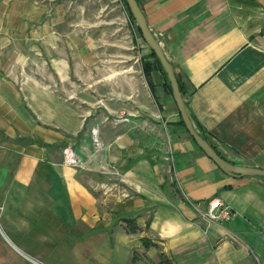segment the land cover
<instances>
[{
	"label": "crops",
	"instance_id": "crops-1",
	"mask_svg": "<svg viewBox=\"0 0 264 264\" xmlns=\"http://www.w3.org/2000/svg\"><path fill=\"white\" fill-rule=\"evenodd\" d=\"M137 2L199 131L230 163L264 170V0ZM1 70V217L47 249L42 264H130L142 237L173 264H264V180L228 176L202 152L158 67L150 87L143 76L105 97L94 84L95 106L78 109ZM213 198L232 210L227 223L201 219Z\"/></svg>",
	"mask_w": 264,
	"mask_h": 264
},
{
	"label": "rangeland",
	"instance_id": "rangeland-1",
	"mask_svg": "<svg viewBox=\"0 0 264 264\" xmlns=\"http://www.w3.org/2000/svg\"><path fill=\"white\" fill-rule=\"evenodd\" d=\"M148 48L120 0H0L2 75L39 84L42 96L51 93L57 102L71 98L77 109L95 106L94 84L104 85L105 97L111 84H121L120 93H127V84H145L141 62ZM16 220L3 219L0 211V264H42L47 249ZM8 236L26 248H16ZM150 250L140 252L136 264H158L166 255L158 243Z\"/></svg>",
	"mask_w": 264,
	"mask_h": 264
},
{
	"label": "water",
	"instance_id": "water-1",
	"mask_svg": "<svg viewBox=\"0 0 264 264\" xmlns=\"http://www.w3.org/2000/svg\"><path fill=\"white\" fill-rule=\"evenodd\" d=\"M127 7L130 11L132 18L138 29L140 30L143 41L149 49L155 54L160 65L166 74L171 88L172 98L176 104V108L181 117L184 127L190 137L194 140L196 145L202 152L225 174L231 177H257L264 179V170L251 166L235 165L224 159L218 152L211 146L207 139L195 127L191 120L185 105L184 97L179 89L178 81L172 64L165 57L161 48L159 39L155 37L146 23V19L136 0H125Z\"/></svg>",
	"mask_w": 264,
	"mask_h": 264
},
{
	"label": "trees",
	"instance_id": "trees-1",
	"mask_svg": "<svg viewBox=\"0 0 264 264\" xmlns=\"http://www.w3.org/2000/svg\"><path fill=\"white\" fill-rule=\"evenodd\" d=\"M120 1H121V2L124 4V6H125V9H126L127 14H128V18H129V20H130L131 25L133 26V29L135 30L136 34L142 39V36H141L140 30H139L138 27L136 26V24H135V22H134V19L132 18L131 14H130V11H129L128 7H127V4H126L125 0H120ZM136 1H137V0H136ZM137 3H138V2H137ZM147 57H152V58H153V60H154V65H153V63H151V62H149L148 60H146ZM154 66L158 67L159 70H160V71L162 72V74L164 75L165 80H166V83H167V86H168V89H169V91L171 92L170 84H169V82H168V79H167V77H166V74L164 73V71H163V69H162V67H161V65H160V62L158 61L157 57H156L155 54L150 50V54H149V56H142V62H141L142 73H143V76H144V78H145L147 84L149 85V87H150L151 84H152L151 81H150V72L152 71V69H153ZM175 76H176V74H175ZM176 78H177V81H178L179 89H180V91H181V93H182V95H183V97H184L185 94H186V91H185V89L183 88V86H182V84L180 83V81H179V79H178L177 76H176ZM179 117H180V115H179ZM191 120H192V118H191ZM192 121H193V120H192ZM193 123H194V122H193ZM180 124H182V125L184 126V123L182 122L181 117H180ZM194 124H195V127H196L198 130H200L199 127H198V125H197L196 123H194ZM184 128H185V127H184ZM201 134L204 136V134H203L202 132H201ZM204 137H205V136H204ZM205 138H206V137H205ZM206 139H207V138H206ZM207 141H208V140H207ZM43 145L46 146V147H50V146L47 145V144H43ZM260 179H261V178H260ZM262 180H264V179H262ZM165 184H166V181H165V183L161 186V188H164ZM170 185H171V186H174V183L171 182ZM122 222L124 223V230H125V232H127V233L134 234V233H137V232L140 230V228H139L138 225L136 224V220H135L134 218H123V219H122ZM147 226H148V224H146V227H147ZM140 242H141V247H142L143 251H147V250L150 249V247H153V246H156V245H157V243H156L154 240H152V239H150V238H147V237H142V238L140 239ZM139 253H140V251H138V250H133V251H132L130 264H136L137 257H138V255H139ZM158 264H173V263H172V260H171L169 257H167L166 255H164L163 253H161V254H160V258H159V262H158Z\"/></svg>",
	"mask_w": 264,
	"mask_h": 264
},
{
	"label": "built area",
	"instance_id": "built-area-1",
	"mask_svg": "<svg viewBox=\"0 0 264 264\" xmlns=\"http://www.w3.org/2000/svg\"><path fill=\"white\" fill-rule=\"evenodd\" d=\"M68 158L71 159L72 155H68ZM72 162H75L74 158L72 159ZM232 216V210L227 205L223 204L218 198L209 200L205 209L200 214L201 219L207 224H225L232 218Z\"/></svg>",
	"mask_w": 264,
	"mask_h": 264
}]
</instances>
